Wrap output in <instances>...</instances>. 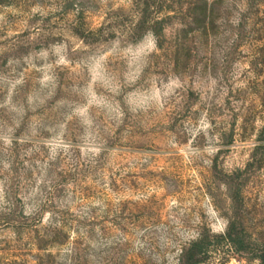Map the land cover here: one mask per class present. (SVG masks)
<instances>
[{"label":"rangeland","instance_id":"1","mask_svg":"<svg viewBox=\"0 0 264 264\" xmlns=\"http://www.w3.org/2000/svg\"><path fill=\"white\" fill-rule=\"evenodd\" d=\"M196 242L199 264L264 253V0H0V264Z\"/></svg>","mask_w":264,"mask_h":264},{"label":"clouds","instance_id":"2","mask_svg":"<svg viewBox=\"0 0 264 264\" xmlns=\"http://www.w3.org/2000/svg\"><path fill=\"white\" fill-rule=\"evenodd\" d=\"M157 37L152 31L144 34L140 41L131 48L135 61L139 63V70L147 65L148 58L157 50Z\"/></svg>","mask_w":264,"mask_h":264},{"label":"trees","instance_id":"3","mask_svg":"<svg viewBox=\"0 0 264 264\" xmlns=\"http://www.w3.org/2000/svg\"><path fill=\"white\" fill-rule=\"evenodd\" d=\"M160 26V23H157ZM163 28L160 26V30ZM86 32H91V31H86ZM228 239H231V235L228 234ZM199 243L196 242L193 243L192 246L188 249L185 255H187L185 261L186 264H199L200 259L197 258L198 254L200 253V248H199ZM258 260L260 261V264H264V253L258 255Z\"/></svg>","mask_w":264,"mask_h":264}]
</instances>
